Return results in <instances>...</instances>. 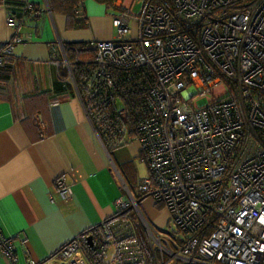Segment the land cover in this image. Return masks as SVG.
<instances>
[{
    "label": "built area",
    "instance_id": "2783aa9c",
    "mask_svg": "<svg viewBox=\"0 0 264 264\" xmlns=\"http://www.w3.org/2000/svg\"><path fill=\"white\" fill-rule=\"evenodd\" d=\"M115 1L114 35L95 41L82 91L63 46L62 58L51 59L66 67L94 127L103 105L125 123L133 113L150 172L137 198H118L115 214L93 228L97 239L117 240L120 264H147V257L152 264H264V0H141L137 12L135 0ZM7 23L16 20L8 15ZM20 41L0 47V65ZM202 97L207 103L198 106ZM55 192L66 200L72 189L58 176L52 201ZM146 197L167 209L169 226L145 228V256L127 238L133 231L125 215L134 208L145 222L138 203ZM86 233L42 264H92ZM0 250L17 261L1 234Z\"/></svg>",
    "mask_w": 264,
    "mask_h": 264
},
{
    "label": "crops",
    "instance_id": "0c3cea01",
    "mask_svg": "<svg viewBox=\"0 0 264 264\" xmlns=\"http://www.w3.org/2000/svg\"><path fill=\"white\" fill-rule=\"evenodd\" d=\"M25 1L36 5L39 14L14 27L8 25L7 7L0 3V45L21 38L11 55L10 78L0 81L6 96L0 98V234L11 239L17 256L13 263L0 250V264H42L85 231L83 244L90 246L86 237H96L93 228L115 214V201L129 200L128 193L137 197L138 182L150 175L135 132L125 130L112 137L98 131L74 89L51 90L57 69L51 60L57 56L55 46L61 51L60 42L113 37L107 6L85 0V25L68 29L65 15L49 13L47 0ZM33 107L40 109L39 115ZM58 176L71 186L72 194L64 200L55 192L52 201L50 191ZM148 200L146 216L138 203L145 222L138 217L137 225L133 220L129 225L135 236L143 235L135 240L145 256V228L163 229L169 221L167 209ZM114 241L110 243L115 251L108 258L105 252L100 264H120ZM147 264H152L149 257Z\"/></svg>",
    "mask_w": 264,
    "mask_h": 264
},
{
    "label": "trees",
    "instance_id": "16d2710c",
    "mask_svg": "<svg viewBox=\"0 0 264 264\" xmlns=\"http://www.w3.org/2000/svg\"><path fill=\"white\" fill-rule=\"evenodd\" d=\"M84 1L85 0H47L48 6L50 10L53 13H60L65 15L66 17V27L68 29L73 28H82L83 24L86 23V15L84 13ZM99 3L105 4L107 7H110L114 10L113 2L115 0H96ZM169 1V0H168ZM0 3H3L8 10V15L13 17L16 20V25L23 23L27 19H35L37 18L36 11L38 10L36 5L33 4L32 9L27 8V4L29 2L25 0H0ZM117 10H114L116 15L119 13V10L117 7H115ZM15 25V26H16ZM95 41H83V42H62L63 47L67 56V59L70 62H74L75 67L73 68V76L75 79L76 84L78 85L80 91H82L83 85L81 82V76L82 72L85 70L86 67L91 65L92 58L94 56L95 51ZM2 45H0L1 47ZM55 52L57 56H54V58L60 60L62 58L61 51L59 50L58 46H55ZM12 57H8L7 59H4V63L0 65V81L7 82L10 78V73L12 71V64L10 63ZM77 60V61H76ZM76 61V62H75ZM56 78L53 83L52 91L54 93H59L64 90L72 89L73 91V85L72 83L67 79L68 71L66 67L59 66L58 69H56ZM126 74V73H120ZM6 97L5 93L3 91V88L0 86V98ZM136 105L135 107H137ZM35 108V107H33ZM102 108H104L101 112L99 111L97 115V120L93 118V123L95 125V129L98 131L104 130L107 135H111L112 137L115 135H122L125 130H128L129 132L134 133V123L135 119L132 117L133 113H130L129 120L127 123L123 122L122 119L118 115V111L114 106H105L103 105ZM37 115L40 114V109L35 108ZM26 111V110H25ZM129 112H133L132 110H129ZM103 113V114H102ZM102 114V116H101ZM101 116V117H100ZM100 118V120H99ZM122 129V130H121ZM131 134V133H130ZM101 137H104V135L99 134ZM120 138V136H119ZM117 138V139H119ZM158 206H162L159 203H155ZM131 220L135 222L134 217H129ZM129 220V219H128ZM130 221V220H129ZM132 222V221H130ZM132 224V223H131ZM135 225L137 223L135 222ZM93 236L94 245L92 247L86 245L84 243L85 252L88 260L92 264H100L104 258V253L106 252L107 247L109 244H111L109 241H100L98 240L95 235ZM138 238L143 236L141 233L137 234ZM137 236L134 235V233L129 237L131 238H137ZM144 240V239H143ZM143 244L146 245V241H143ZM102 264V263H101Z\"/></svg>",
    "mask_w": 264,
    "mask_h": 264
},
{
    "label": "rangeland",
    "instance_id": "374dc122",
    "mask_svg": "<svg viewBox=\"0 0 264 264\" xmlns=\"http://www.w3.org/2000/svg\"><path fill=\"white\" fill-rule=\"evenodd\" d=\"M115 2H123V0H116ZM140 5H141V0H135L134 1V3L131 5V9H132V11L133 12H137L138 10H139V8H140ZM107 13L108 14H111V16L113 17V16H115L116 14V12L112 9V8H110V7H107ZM196 102H197V104H198V106H203V105H205L206 103H207V97H202V98H197V100H196ZM137 197H138V195H137ZM136 197V198H137ZM145 199H147V200H140L141 202H140V207H141V211L143 210V213L145 214V216H146V213H145V211H144V209L146 208L145 207V203L147 202V201H149L148 199H151L150 197L149 198H145ZM152 200V202H154L153 201V199H151ZM125 217L127 218V219H129L130 221H132L129 217H134L135 218V220L139 217V221H140V216L138 215V213H136V210L134 209V208H131L130 210H128L127 211V213H126V215H125ZM168 226L169 225H165L164 227H163V229H166V228H168ZM97 238V237H96ZM94 241V240H93ZM113 241V240H112ZM144 241H148V238H147V236H145V238H144ZM109 242H111V241H109ZM115 251V246L113 245V244H110L109 246H108V248H107V251H106V257L108 258V257H110V254L112 253V252H114ZM182 264H186V263H182Z\"/></svg>",
    "mask_w": 264,
    "mask_h": 264
},
{
    "label": "water",
    "instance_id": "95a60500",
    "mask_svg": "<svg viewBox=\"0 0 264 264\" xmlns=\"http://www.w3.org/2000/svg\"><path fill=\"white\" fill-rule=\"evenodd\" d=\"M47 10H48L49 13L51 14V10H50L49 7L47 8ZM60 43H61V46H63V43H62V42H60ZM86 240H87V242H88V244H89L90 246H93L94 241H93V236H92V235L87 236V237H86Z\"/></svg>",
    "mask_w": 264,
    "mask_h": 264
}]
</instances>
